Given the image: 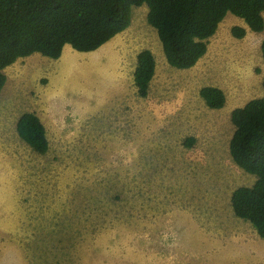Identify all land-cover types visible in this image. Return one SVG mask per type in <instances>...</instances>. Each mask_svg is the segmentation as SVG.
Returning a JSON list of instances; mask_svg holds the SVG:
<instances>
[{
	"label": "rangeland",
	"instance_id": "1",
	"mask_svg": "<svg viewBox=\"0 0 264 264\" xmlns=\"http://www.w3.org/2000/svg\"><path fill=\"white\" fill-rule=\"evenodd\" d=\"M146 14L133 6L129 26L93 51L69 45L4 68L0 264H264V238L230 203L255 177L229 154L231 110L264 95V30L235 38L244 23L228 12L206 53L177 69ZM143 49L156 67L140 96ZM207 85L223 107L205 105ZM23 112L44 125L46 153L19 137Z\"/></svg>",
	"mask_w": 264,
	"mask_h": 264
},
{
	"label": "trees",
	"instance_id": "2",
	"mask_svg": "<svg viewBox=\"0 0 264 264\" xmlns=\"http://www.w3.org/2000/svg\"><path fill=\"white\" fill-rule=\"evenodd\" d=\"M143 4L166 62L177 69L194 66L206 53L208 39L228 12L246 25L230 27L235 38L244 37L247 29H264V0H0V92L6 81L4 68L18 58L39 53L57 59L64 44L76 51H93L126 29L132 7ZM260 49L264 60V39ZM155 67L149 49L138 52L133 81L140 96L147 94ZM199 95L211 109L225 103L223 91L216 86L201 87ZM230 120L234 126L230 157L255 177L251 185L233 189L231 207L236 217L248 221L264 238V95L233 108ZM16 131L37 153L48 151L44 125L35 113H21ZM185 144L191 146L193 138Z\"/></svg>",
	"mask_w": 264,
	"mask_h": 264
},
{
	"label": "crops",
	"instance_id": "3",
	"mask_svg": "<svg viewBox=\"0 0 264 264\" xmlns=\"http://www.w3.org/2000/svg\"><path fill=\"white\" fill-rule=\"evenodd\" d=\"M263 13H264V12H263ZM226 16H227V13H226V15L224 16V18H225ZM263 17H264V16H263ZM224 18H223V19H224ZM223 19H222V20H223ZM228 20H229V19H228ZM243 23H244V22H243ZM219 24H220V23H219ZM219 24H218V25H219ZM239 25H241V24H239ZM242 26H245V27H246L245 24H243ZM217 29H218V27H217ZM263 30H264V29H263ZM263 30H262V31H263ZM216 31H217V30H216ZM229 31H230V30H229ZM248 31H250V30L247 29V32H248ZM262 31H260V32H262ZM247 32H246V34H247ZM251 32H254V31H251ZM255 33H259V32H255ZM246 34H245V35H246ZM245 35H244V36H245ZM68 46H69V44H64L63 47H62V52H63V49L65 50L66 47H68ZM62 52H61V54H62ZM38 55H39V53H33V54H31V55H29V56H27V57H29L28 59L34 58V59L37 60V59H39V57H40V56H38ZM60 56H61V55H60ZM253 179L255 180V178H253Z\"/></svg>",
	"mask_w": 264,
	"mask_h": 264
}]
</instances>
